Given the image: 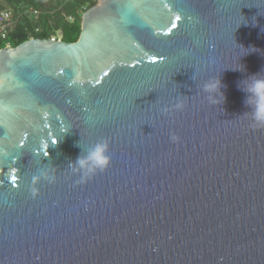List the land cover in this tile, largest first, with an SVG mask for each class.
<instances>
[{"label":"water","instance_id":"1","mask_svg":"<svg viewBox=\"0 0 264 264\" xmlns=\"http://www.w3.org/2000/svg\"><path fill=\"white\" fill-rule=\"evenodd\" d=\"M256 74L264 0H98L75 43L0 50V264H264ZM101 139L112 165L81 184L76 144Z\"/></svg>","mask_w":264,"mask_h":264},{"label":"clouds","instance_id":"2","mask_svg":"<svg viewBox=\"0 0 264 264\" xmlns=\"http://www.w3.org/2000/svg\"><path fill=\"white\" fill-rule=\"evenodd\" d=\"M237 70H243L242 66ZM194 76L192 77V79ZM222 83L220 78L209 81L204 84L202 91L207 93L209 99L213 103L221 105L224 102V95L221 92ZM241 91L246 94L245 105L251 109L250 112L244 115L250 116L253 128H264V74H256L243 80L238 85ZM185 103L183 100H178L173 105L175 111H183ZM169 108H165L164 112L168 113ZM173 142H177L179 137L173 135ZM58 143L57 141L53 142ZM81 150V154L74 162H70L68 167L79 177V183H87L96 175L106 172L112 165L111 143L107 139H101L89 147H84L81 141L76 144ZM49 153H45L48 157ZM53 168H41L36 174L31 177L30 193L33 198L39 196V186L43 182L55 183L57 176Z\"/></svg>","mask_w":264,"mask_h":264},{"label":"trees","instance_id":"3","mask_svg":"<svg viewBox=\"0 0 264 264\" xmlns=\"http://www.w3.org/2000/svg\"><path fill=\"white\" fill-rule=\"evenodd\" d=\"M1 1L13 12V22L7 37L0 39V50L18 47L31 39L60 37L63 42L75 43L81 33L82 15L97 4L89 0H66L58 8L46 9L40 0Z\"/></svg>","mask_w":264,"mask_h":264},{"label":"built area","instance_id":"4","mask_svg":"<svg viewBox=\"0 0 264 264\" xmlns=\"http://www.w3.org/2000/svg\"><path fill=\"white\" fill-rule=\"evenodd\" d=\"M97 3L98 0H89ZM13 22V12L11 10H4L0 12V39H5L8 34V28ZM51 41H61L60 37L52 38Z\"/></svg>","mask_w":264,"mask_h":264},{"label":"rangeland","instance_id":"5","mask_svg":"<svg viewBox=\"0 0 264 264\" xmlns=\"http://www.w3.org/2000/svg\"><path fill=\"white\" fill-rule=\"evenodd\" d=\"M42 6L46 9H55L58 8L61 4H63L66 0H40ZM0 5H5L3 2L0 1ZM5 10H10L7 6ZM4 11V10H2Z\"/></svg>","mask_w":264,"mask_h":264},{"label":"snow or ice","instance_id":"6","mask_svg":"<svg viewBox=\"0 0 264 264\" xmlns=\"http://www.w3.org/2000/svg\"><path fill=\"white\" fill-rule=\"evenodd\" d=\"M179 20H180V17L179 16H176L175 17V20L172 22L171 27L168 30V33H166V34H171L172 29H175L177 27L176 21H179ZM152 63L153 64L157 63V59L155 57L152 58ZM105 75H107V73H105ZM14 182H15V177H13V185L15 186V183Z\"/></svg>","mask_w":264,"mask_h":264},{"label":"crops","instance_id":"7","mask_svg":"<svg viewBox=\"0 0 264 264\" xmlns=\"http://www.w3.org/2000/svg\"><path fill=\"white\" fill-rule=\"evenodd\" d=\"M1 1V0H0ZM1 2H3V1H1ZM4 4H5V2H3ZM6 4L5 5H0V12L2 11V10H5L6 9ZM8 7V6H7ZM9 8V7H8Z\"/></svg>","mask_w":264,"mask_h":264}]
</instances>
